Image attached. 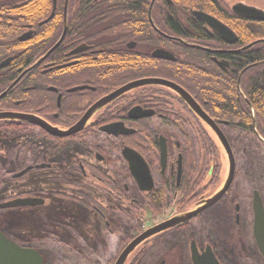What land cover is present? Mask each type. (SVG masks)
I'll use <instances>...</instances> for the list:
<instances>
[{"label": "flooded vegetation", "instance_id": "obj_1", "mask_svg": "<svg viewBox=\"0 0 264 264\" xmlns=\"http://www.w3.org/2000/svg\"><path fill=\"white\" fill-rule=\"evenodd\" d=\"M26 1L0 0V95L6 92L0 99L12 98L0 111L33 113L62 129L78 122L85 126L57 137L35 124L0 121V193L9 192L0 203L39 199L34 206L0 208V214L9 213L0 230L37 250L43 264H116L135 238L175 219L143 239L123 264H264L254 209L255 192L264 208V173L257 171L254 184H235L238 165L229 132L236 142L245 134L232 127L230 119L214 115L216 105L205 85L181 73L184 67L213 77L214 66L235 74L236 59L246 67L251 43L247 33L256 30L257 35L264 20L240 10H264V1L144 0V32L130 0L79 5V20L73 22L71 0H61L62 12L60 0H51L49 14L41 20L36 16L40 0H31L30 6ZM108 9H113L112 20L101 16ZM24 10L31 11L28 21H22ZM53 11L52 18L58 19L46 21ZM200 12L226 25L236 39H224ZM6 17L9 20L1 19ZM165 52L170 57L163 56ZM241 73H236L239 90ZM150 79L181 86L197 108L171 87ZM127 85L130 89L106 99ZM39 91L50 95L38 100ZM255 93L257 104L263 105L264 92ZM32 95L34 101L29 100ZM197 109L215 121L236 160L232 183L211 202L225 185L230 162L214 128ZM115 123L122 125L119 133L103 129ZM254 138L262 150L264 138ZM125 148L144 159L152 189L141 188ZM223 160L226 173L217 181ZM12 165L18 169L13 173ZM28 166L33 167L15 177ZM33 172L34 190L13 189H21ZM30 210L32 220L22 221ZM15 228L23 230L15 234ZM46 252L54 255V262L49 263Z\"/></svg>", "mask_w": 264, "mask_h": 264}, {"label": "trees", "instance_id": "obj_2", "mask_svg": "<svg viewBox=\"0 0 264 264\" xmlns=\"http://www.w3.org/2000/svg\"><path fill=\"white\" fill-rule=\"evenodd\" d=\"M62 1L60 0L59 3V10H61V12L63 7ZM31 4V0H27L24 3V5L27 6H30ZM51 4V0L39 1V8L36 15L38 17V20L43 19L49 14ZM83 4H94L97 6L104 4L110 5L111 1L107 3L106 0H102L100 2L94 0H71V6H73L71 10V22L79 20V15L81 13L78 10V6ZM128 4L137 7V9L135 8V13L138 15L137 20L140 21V30L144 32L145 25H143L142 21L145 20V11L141 7V5H144V0H130L128 1ZM74 8H76L77 10H74ZM113 14V9H108L106 12H102L101 16H106L107 20H112ZM1 15L3 16L5 14ZM22 15V21H28L31 15V11L24 10L22 12ZM1 19L5 21L9 20L7 17ZM57 19V15H55V17L52 18L51 22H55ZM259 38H264V28L260 30L257 35L256 30H252L251 32L248 31L247 43L258 41ZM260 42L258 41L257 43L248 47L246 54V67L240 66L241 63L237 59L233 60L235 65H233L232 68L237 70L236 73L239 74V72H243L239 86L240 90L237 86L238 76L236 75V73L226 75L218 71L214 66L212 73H214L215 75L212 74L213 77H206L200 72L196 71V69L192 68L187 69L183 67L181 71L182 77L190 79L192 78L193 81L197 80L207 87V92L211 94L209 95V100H212V103L216 105V108H213L214 115L230 119L232 121V127L245 134L237 143L239 144L238 149H240V151L251 160V177H249V180L247 179V182H249V184H252V182L254 184V180L258 170L261 169L264 173V156L260 154L261 152H263L262 150H264V148L260 150V147L257 144L258 140L256 141L257 138H254L257 137V135H260L262 138H264V104H257L255 93L257 90L264 92V61L261 64L259 63L261 60H264V41ZM258 48H262L261 52H258ZM260 76L261 78H263V81L261 83H259ZM240 91H242L246 98L243 94H241ZM39 93L40 97L38 100L44 99L45 96L50 95L49 93L41 91H39ZM29 100L34 101V95L29 97ZM9 101H12V98H1L0 107L3 106L4 103H8ZM218 105L220 106L218 107ZM22 125L26 126L30 124L28 122H24ZM15 133L16 132L14 131L9 132L10 135H13ZM243 148L246 149V152L242 150Z\"/></svg>", "mask_w": 264, "mask_h": 264}, {"label": "water", "instance_id": "obj_3", "mask_svg": "<svg viewBox=\"0 0 264 264\" xmlns=\"http://www.w3.org/2000/svg\"><path fill=\"white\" fill-rule=\"evenodd\" d=\"M56 7V1L54 8ZM55 11V10H54ZM54 11L51 13L49 18L46 19V21L50 20L53 15ZM241 13H246L248 17L252 18H259L264 20V10H260L254 7H247L246 9L240 10ZM199 15L204 17L219 33L224 39L228 40H235L236 35L234 32L228 28L226 25L218 21L216 18L205 14L203 12H200ZM258 41H254L250 44L247 45V47L252 46L253 44L257 43ZM165 57H170V54L168 52H165L163 55ZM43 59V58H42ZM42 59H40L37 63H39ZM36 65V64H35ZM34 67V64L32 65V68ZM245 70V69H244ZM243 73V72H242ZM241 73V76H242ZM148 81L152 82H160L163 83L175 91H177L179 94L182 95V97L191 103L194 107H196V101L193 99V97L181 86L167 80H157V79H150ZM147 80L141 81L142 83L148 82ZM131 85H127L125 87H122L115 93L110 94L106 99H110L111 97H117L119 94H121L123 91H126L130 89ZM6 92L2 93L0 97L4 96ZM197 108V107H196ZM199 114L214 128L215 132L217 133L222 145L224 146L228 157H229V162H230V168H229V174L227 177V180L225 182L224 187L217 192L209 202L219 198L221 195H223L230 184L232 183L235 172H236V160L234 157V153L232 150V147L227 139V137L224 135V133L221 131V129L218 127V125L215 123V121L210 118L204 111H200L197 109ZM2 120H18V121H23V122H28L31 124L38 125L45 129L47 132L50 134L57 136V137H66L69 135H72L74 133H77L80 131L85 125L83 123L78 122L77 124L71 126L68 129H62L58 126H54L39 115L33 114V113H26V112H16V111H0V121ZM122 126L121 124H111L104 126L103 129L107 131H115V133H119L117 127ZM127 132V131H125ZM123 154L125 157L130 161L133 173L135 177L137 178L141 188H147V189H152L153 187V179L152 176L148 170V167L142 158V156L130 149V148H125L123 151ZM162 154L163 157L165 156V149L164 146L162 148ZM33 166H28L24 170L20 171L19 173L16 174L15 177L21 176L24 174L26 171L31 169ZM39 202L38 198H34L32 196L28 197H18L16 199L0 203V208L4 207H12V206H34ZM254 209H255V232L256 236L259 239L261 245H262V250L264 253V208H263V203L261 200L260 195L255 192L254 195ZM198 210L193 211L189 213L187 216H191L197 213ZM184 220V217L179 218V220ZM177 221L175 219L160 223L156 226L151 227L148 229L146 232L135 238L123 251L121 256L119 257L118 261L116 264H123L126 257L129 255V253L146 237L161 231L162 229H165ZM217 262V261H216ZM0 264H43V257L42 255L35 249L33 248H28V247H23L7 237L1 230H0ZM218 264V263H215Z\"/></svg>", "mask_w": 264, "mask_h": 264}, {"label": "rangeland", "instance_id": "obj_4", "mask_svg": "<svg viewBox=\"0 0 264 264\" xmlns=\"http://www.w3.org/2000/svg\"><path fill=\"white\" fill-rule=\"evenodd\" d=\"M229 137L231 138V141L233 142L234 147H235L234 153H235V157H236L237 165H238V167H237V173H236V177H235V184H249V182H247V181L249 180V177H251L250 176L251 175V160L246 155H244L240 151V149H238L239 148V144L236 142V140L234 141L235 136L231 132H229ZM236 138H237V136H236ZM74 147L76 149L79 148V146H74ZM66 148H68V147L65 146L62 149L65 150ZM225 160H223V163H221V166H219V169L221 171L220 172L221 174H220V178H217L216 179L217 181H220L221 178H223V176L226 173L227 164H226V161ZM9 170H11V172L13 173V172L17 171L18 169L17 168H14L13 165H12L9 168ZM10 188H8V190ZM13 189L17 190L18 192H20V191H22V192H28L30 190H34V172L33 173H30L29 177L26 180L22 181V187H21V189H16V188H13ZM5 192L3 191V192L0 193V199L3 198L4 196L9 195V192H6V193ZM32 213L34 214V211H32V210L28 211L27 215L25 214L23 216L22 221H25V220L31 221L33 217L30 214H32ZM8 215H9V213H1L0 214V226L1 227L5 226V224H6V218L8 217ZM141 223H143V221ZM144 224L145 225H148L149 222L146 221ZM32 228H33V226L29 225L27 227V232H30L31 233L32 232ZM20 230H23V229H17V228H15L13 230V232L15 234H19L20 232H22ZM45 254L47 255V258L49 259L48 260L49 263L54 262V255L52 253L46 252Z\"/></svg>", "mask_w": 264, "mask_h": 264}]
</instances>
